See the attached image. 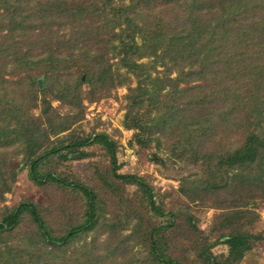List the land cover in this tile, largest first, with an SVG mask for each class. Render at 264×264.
<instances>
[{"label": "trees", "instance_id": "1", "mask_svg": "<svg viewBox=\"0 0 264 264\" xmlns=\"http://www.w3.org/2000/svg\"><path fill=\"white\" fill-rule=\"evenodd\" d=\"M124 86V125L135 141L168 144L170 157L200 165L195 188L227 194L233 209L264 199V0H0V198L27 163L34 179L72 186L90 203L84 222L63 235L33 202L8 209L0 264H58L56 251L94 229L96 194L45 168L60 151L91 141L116 161L118 145L107 133L52 137L83 118L85 101ZM116 179L152 195L139 175ZM26 210L32 226L24 229ZM227 237L237 260L256 239ZM15 238L20 243L6 244ZM152 249L161 262L180 264L164 259L158 242Z\"/></svg>", "mask_w": 264, "mask_h": 264}, {"label": "rangeland", "instance_id": "2", "mask_svg": "<svg viewBox=\"0 0 264 264\" xmlns=\"http://www.w3.org/2000/svg\"><path fill=\"white\" fill-rule=\"evenodd\" d=\"M131 82L136 85L135 80ZM16 91V97L23 92ZM127 93L124 86L109 96L85 101L83 118L70 131L52 137L69 142L107 133L118 145L116 161L107 149L91 141L60 151L45 168L62 181L66 178L90 188L99 203L94 229L56 251L58 264H166L158 260L153 242H158L164 259L180 264H264V199L233 209L227 194L196 189V180L203 176L200 165L170 157L168 144L144 147L135 141V131L124 125ZM53 105L59 113H68L59 101L53 100ZM35 114L41 115V109ZM17 159L18 165L21 157ZM116 175H139L152 195L139 185L124 184ZM31 202L39 206L55 235L84 222L90 205L81 190L34 179L30 165L22 163L12 191L0 198V226L10 214L8 209ZM22 218L24 229L32 226L27 223L32 212L26 210ZM155 229L163 231L158 235ZM231 232L256 237L253 248L239 260L227 243ZM10 243H20V238L7 239L6 244Z\"/></svg>", "mask_w": 264, "mask_h": 264}]
</instances>
